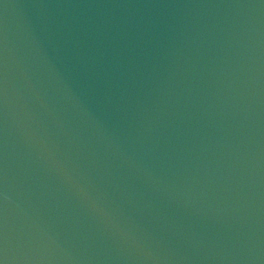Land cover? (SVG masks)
Instances as JSON below:
<instances>
[{
	"label": "water",
	"instance_id": "1",
	"mask_svg": "<svg viewBox=\"0 0 264 264\" xmlns=\"http://www.w3.org/2000/svg\"><path fill=\"white\" fill-rule=\"evenodd\" d=\"M5 264H264V0H0Z\"/></svg>",
	"mask_w": 264,
	"mask_h": 264
},
{
	"label": "snow or ice",
	"instance_id": "2",
	"mask_svg": "<svg viewBox=\"0 0 264 264\" xmlns=\"http://www.w3.org/2000/svg\"><path fill=\"white\" fill-rule=\"evenodd\" d=\"M0 264H5L3 259H0Z\"/></svg>",
	"mask_w": 264,
	"mask_h": 264
}]
</instances>
